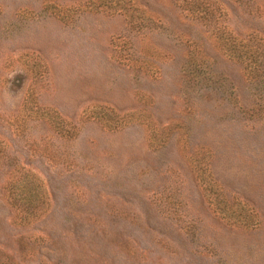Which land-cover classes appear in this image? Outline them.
<instances>
[{
  "label": "rangeland",
  "instance_id": "obj_1",
  "mask_svg": "<svg viewBox=\"0 0 264 264\" xmlns=\"http://www.w3.org/2000/svg\"><path fill=\"white\" fill-rule=\"evenodd\" d=\"M0 264H264V0H0Z\"/></svg>",
  "mask_w": 264,
  "mask_h": 264
},
{
  "label": "trees",
  "instance_id": "obj_2",
  "mask_svg": "<svg viewBox=\"0 0 264 264\" xmlns=\"http://www.w3.org/2000/svg\"><path fill=\"white\" fill-rule=\"evenodd\" d=\"M12 173L16 174L11 177V180L8 182V184L10 185L11 183H19L21 186L20 189L13 190L11 200L13 203H15L14 208L18 213H20L22 216H26L27 218L35 216L38 210L33 203L34 196L30 194L32 182L35 183V180H32L33 176L24 169H21V167L18 170L13 168ZM14 184H11V186H16ZM16 191L18 192V196H16Z\"/></svg>",
  "mask_w": 264,
  "mask_h": 264
}]
</instances>
